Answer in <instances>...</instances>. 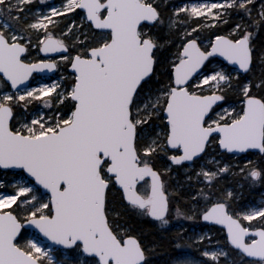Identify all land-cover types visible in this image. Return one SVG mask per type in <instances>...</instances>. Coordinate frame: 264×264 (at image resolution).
I'll return each instance as SVG.
<instances>
[{
    "label": "snow or ice",
    "instance_id": "6c2138e0",
    "mask_svg": "<svg viewBox=\"0 0 264 264\" xmlns=\"http://www.w3.org/2000/svg\"><path fill=\"white\" fill-rule=\"evenodd\" d=\"M33 4L0 0V264H153L196 219L223 241L168 264H264V202L218 184L264 183V0Z\"/></svg>",
    "mask_w": 264,
    "mask_h": 264
},
{
    "label": "rangeland",
    "instance_id": "374dc122",
    "mask_svg": "<svg viewBox=\"0 0 264 264\" xmlns=\"http://www.w3.org/2000/svg\"><path fill=\"white\" fill-rule=\"evenodd\" d=\"M170 2L173 4H178V3H180V0H170ZM257 2L259 3V0H257ZM44 3L46 5H54V4L59 3V0H44ZM39 6H41V0H34L33 7H39ZM77 11H79V10H77ZM204 33L206 34L208 32L204 31ZM38 53L39 52H37L36 50H33L32 54L35 57ZM216 65H220L221 67H225V66L230 67L225 62L217 60V59L213 60L212 64L209 65V67H215ZM230 68H232V67H230ZM64 72H65V70L63 67L61 69H58L55 76L40 78V79L36 78L35 81L31 84V86L38 83V82L48 83V82H50V80H57L58 78H60L64 74ZM8 90H11V89H8ZM232 101H234V100H232ZM255 154L256 153H252V156H248V157H246L245 154H241L239 156H230V157H228V159L230 161H234L236 163L242 164L243 160L245 158L254 159ZM185 167H187V164H185ZM179 171L181 172L180 181L183 182V175H182L183 170L180 169ZM236 175H239L241 177V179H243V181H241V179L240 180L238 179L237 185L234 187L231 186L232 190L237 194V199L235 200L236 203H234L237 211L242 210V209H247L249 207L260 206L261 202H264V188L262 187V182L252 183L251 181L247 180L243 175H241V174H236ZM12 176H13L12 172H6L5 170L0 169V179H4L5 184L8 185L9 187L11 186V183H12V179H11ZM226 176L231 178L233 176V174L229 173V174H226L224 177H226ZM230 181H232V180H230ZM245 182H247V184ZM245 186H247V189H249L251 193H256L257 195L255 197L251 196L244 203H239V201L242 199L240 189L245 187ZM188 222L193 223L194 221L189 220ZM180 223L183 227L189 228V237H191V238L185 237L183 239V242L175 243L174 246L177 250V254L174 257L169 258L167 256L165 259H159V261H160L159 263L158 262L156 263L155 261H153V264H168L167 262H170V261H172L178 257H185V256H192V257L198 258L200 256V253H201L202 245L200 244V242L196 241V239H195L196 233H202L204 231H211L214 234L215 239L222 241L221 237H220L221 232L213 230L210 227L205 228L203 226H200L198 223L195 224L194 226L189 225L186 227V225L188 223H186V221H183V220L180 221ZM174 228L176 229V231H178L177 227H174Z\"/></svg>",
    "mask_w": 264,
    "mask_h": 264
},
{
    "label": "trees",
    "instance_id": "16d2710c",
    "mask_svg": "<svg viewBox=\"0 0 264 264\" xmlns=\"http://www.w3.org/2000/svg\"><path fill=\"white\" fill-rule=\"evenodd\" d=\"M61 28L63 27V25L60 26ZM228 27H231V21L229 22V25L227 27H220V28H217V27H211V28H205L204 31L208 32L206 33L207 35H209L211 37V35L213 33L215 34H219L220 31H227V28ZM254 43H256L257 47L258 48H264V31H261L257 37H256V40L254 41ZM65 72L67 71L66 68H64ZM255 72L256 74L258 75L259 72H260V68L259 66H257V68L255 69ZM235 97L230 93L229 94V100H234ZM255 158V157H254ZM238 179L240 180L241 177L239 175H233L231 178L226 176V177H223L219 182V186L223 187V186H228V187H231V186H236L237 183H238ZM232 180V181H230ZM241 181H243V179H241ZM247 184V182H245ZM263 186H264V183H262ZM241 191V197L242 199L239 201V203H244L246 200H248L251 196L252 197H255L257 194L256 193H251L249 189H247V186L243 187L240 189ZM234 203H236L234 201ZM201 222L200 219H196V221H194L193 223L191 222H188L186 221V223H188V226L189 225H192V224H197ZM187 227V225H186ZM218 230L222 231V233L220 234V237H221V240L223 241L224 239V233H223V230H221L220 228H218ZM177 232L175 228H172L170 230V233L169 235L171 236V233H175ZM181 243L183 242V240H180V241H176L174 239H168L166 241L163 242V247L158 249L157 252L155 253L154 255V258H153V261H155L156 263L160 262V261H157L158 259H165L167 256H169V258H172L175 256L176 254V248H175V243ZM168 263V262H167Z\"/></svg>",
    "mask_w": 264,
    "mask_h": 264
},
{
    "label": "water",
    "instance_id": "95a60500",
    "mask_svg": "<svg viewBox=\"0 0 264 264\" xmlns=\"http://www.w3.org/2000/svg\"><path fill=\"white\" fill-rule=\"evenodd\" d=\"M44 56H46V57H55L56 56V54H45V53H42ZM61 54H66V53H61ZM216 55V59H218V60H221V61H223V62H225V63H227L229 66H231L232 68H238V65H234V64H232V62H228V61H226V58H224V57H222V56H220L219 54H215ZM211 59V58H210ZM207 63V62H206ZM56 71H57V69H53V70H37L36 72H34L33 73V75L34 74H39V75H41V76H51V75H53V74H55L56 73ZM31 78L32 77H30V80H31ZM6 79V78H5ZM25 83H27V82H25ZM21 86H23V85H21ZM258 151V150H257ZM253 153H256L255 151L253 152ZM0 169H2V170H4L3 168H0ZM205 223H207L208 225H216V226H218V227H220V228H222L223 230H224V228H223V226L222 225H219V224H216L215 222H208V221H204ZM225 232V231H224ZM225 235H226V233H225Z\"/></svg>",
    "mask_w": 264,
    "mask_h": 264
},
{
    "label": "flooded vegetation",
    "instance_id": "af4514ba",
    "mask_svg": "<svg viewBox=\"0 0 264 264\" xmlns=\"http://www.w3.org/2000/svg\"><path fill=\"white\" fill-rule=\"evenodd\" d=\"M41 59H45V57L43 56V55H41V57H40ZM241 155V154H240ZM248 156H252V154H249ZM247 156V157H248ZM262 187L264 188V186H263V184H262ZM192 221H196V220H192ZM200 221L201 222H199L198 224L200 225V226H203V227H205V228H207V227H210V228H212L213 230H216V231H219V232H221L222 233V231H220V230H218V228H220V227H218V226H216V225H208L207 223H205L203 220H201L200 219ZM192 223V222H191ZM195 224H192V226H194ZM187 226H188V224H187ZM221 230H223L222 228H220ZM223 233L225 234V232H224V230H223ZM176 254H177V250H176ZM175 254V255H176ZM169 257V256H168ZM157 261H159V259L157 260Z\"/></svg>",
    "mask_w": 264,
    "mask_h": 264
},
{
    "label": "built area",
    "instance_id": "2783aa9c",
    "mask_svg": "<svg viewBox=\"0 0 264 264\" xmlns=\"http://www.w3.org/2000/svg\"><path fill=\"white\" fill-rule=\"evenodd\" d=\"M37 57L38 56H40V53H38L37 55H36ZM41 77H38V79H40ZM43 78H45V77H43ZM36 79V78H35ZM35 79H34V81H35Z\"/></svg>",
    "mask_w": 264,
    "mask_h": 264
},
{
    "label": "bare ground",
    "instance_id": "6f19581e",
    "mask_svg": "<svg viewBox=\"0 0 264 264\" xmlns=\"http://www.w3.org/2000/svg\"><path fill=\"white\" fill-rule=\"evenodd\" d=\"M187 229H189V228H187Z\"/></svg>",
    "mask_w": 264,
    "mask_h": 264
}]
</instances>
